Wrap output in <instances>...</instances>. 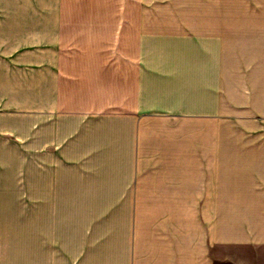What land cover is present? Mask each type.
<instances>
[{
    "label": "crops",
    "instance_id": "1",
    "mask_svg": "<svg viewBox=\"0 0 264 264\" xmlns=\"http://www.w3.org/2000/svg\"><path fill=\"white\" fill-rule=\"evenodd\" d=\"M237 23L264 0H0V264H264V143L214 128Z\"/></svg>",
    "mask_w": 264,
    "mask_h": 264
},
{
    "label": "rangeland",
    "instance_id": "2",
    "mask_svg": "<svg viewBox=\"0 0 264 264\" xmlns=\"http://www.w3.org/2000/svg\"><path fill=\"white\" fill-rule=\"evenodd\" d=\"M253 25L236 24L235 80H228L225 66L221 88V116H229L220 118L214 126L221 143H264V39H257V43L253 39L251 45L249 39L255 33L244 28ZM190 139L194 141L195 136Z\"/></svg>",
    "mask_w": 264,
    "mask_h": 264
}]
</instances>
